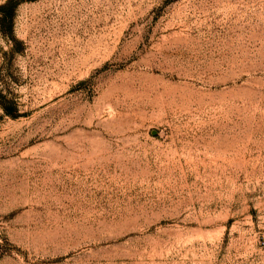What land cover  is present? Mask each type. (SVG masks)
<instances>
[{"label":"rangeland","instance_id":"obj_1","mask_svg":"<svg viewBox=\"0 0 264 264\" xmlns=\"http://www.w3.org/2000/svg\"><path fill=\"white\" fill-rule=\"evenodd\" d=\"M14 34L0 264H264V0L24 1Z\"/></svg>","mask_w":264,"mask_h":264},{"label":"trees","instance_id":"obj_2","mask_svg":"<svg viewBox=\"0 0 264 264\" xmlns=\"http://www.w3.org/2000/svg\"><path fill=\"white\" fill-rule=\"evenodd\" d=\"M24 1L33 0H5L0 4V35L4 36L11 44V49L7 54H14L21 49L17 47L20 41L14 34V18L17 7ZM0 107L6 115L11 116L12 118H17L21 115L16 102L9 98L7 94L3 92L1 87Z\"/></svg>","mask_w":264,"mask_h":264}]
</instances>
